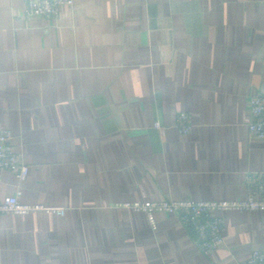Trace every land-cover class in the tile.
<instances>
[{
    "label": "crops",
    "instance_id": "1",
    "mask_svg": "<svg viewBox=\"0 0 264 264\" xmlns=\"http://www.w3.org/2000/svg\"><path fill=\"white\" fill-rule=\"evenodd\" d=\"M74 1L51 18L0 0V128L30 166L20 200L62 209L0 214V264H245L264 211L224 212L225 243L206 254L178 215L154 229L123 204L239 199L264 172L247 126L264 0ZM19 184L4 171L0 202Z\"/></svg>",
    "mask_w": 264,
    "mask_h": 264
},
{
    "label": "built area",
    "instance_id": "2",
    "mask_svg": "<svg viewBox=\"0 0 264 264\" xmlns=\"http://www.w3.org/2000/svg\"><path fill=\"white\" fill-rule=\"evenodd\" d=\"M27 16H47L57 18L64 7H73L74 0H24ZM250 119L247 123L249 136L264 141V95L257 94L249 101ZM176 127L183 133L193 129L192 117L187 112H180L176 117ZM160 128L159 124H156ZM13 171L19 180L15 194L5 197L0 202V214L14 213L25 216L36 210L61 213L62 209L43 205L26 204L20 200L21 184L27 179L30 166L23 160L13 145V135L8 128H0V179L4 171ZM246 196L233 200H137L126 202L124 208L146 214L155 229L156 213L178 215L181 222L195 235L198 248L209 254L225 243L224 212L229 211H264V172H250L246 178ZM245 264H264V249L252 250Z\"/></svg>",
    "mask_w": 264,
    "mask_h": 264
}]
</instances>
